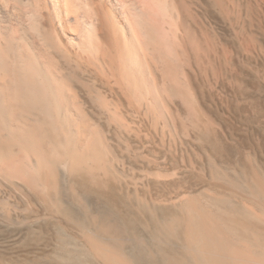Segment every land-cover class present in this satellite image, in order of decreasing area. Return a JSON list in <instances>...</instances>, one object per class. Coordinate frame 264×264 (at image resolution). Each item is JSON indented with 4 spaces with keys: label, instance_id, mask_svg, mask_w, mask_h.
Listing matches in <instances>:
<instances>
[{
    "label": "bare ground",
    "instance_id": "obj_1",
    "mask_svg": "<svg viewBox=\"0 0 264 264\" xmlns=\"http://www.w3.org/2000/svg\"><path fill=\"white\" fill-rule=\"evenodd\" d=\"M197 1L0 0V188L5 182L31 192L76 223L80 236L69 247L79 264H264L257 170L240 186L245 198L187 195L161 217L158 205L120 186L119 157L82 97L108 124L127 128L122 106H130L155 131L175 130L164 116L177 98L191 124L209 131L214 120L200 107L197 79L237 82L238 69ZM204 1L228 22L246 57L264 52V0ZM110 195L124 198L134 217ZM6 200L0 197V216L10 219Z\"/></svg>",
    "mask_w": 264,
    "mask_h": 264
},
{
    "label": "rangeland",
    "instance_id": "obj_2",
    "mask_svg": "<svg viewBox=\"0 0 264 264\" xmlns=\"http://www.w3.org/2000/svg\"><path fill=\"white\" fill-rule=\"evenodd\" d=\"M195 7L204 22L215 30L219 41L230 46L238 69L237 82L229 75L212 85L197 79L200 107L214 120L209 131L191 124L189 107L177 98L171 106L165 107L164 116L167 123L177 125L175 130L173 125L162 129L165 132L160 129L161 133L153 130L149 120L130 106H122L128 126L120 129L108 124L105 114L82 93L85 108L102 125L120 158L116 163L123 172L120 186L127 189V196L138 194L136 198L143 202L158 205L161 217L171 215L186 197H204L210 191L229 198L234 195L233 199L245 198L240 186H244L247 176L251 178L249 172L257 170L254 172L264 177V52L246 57L228 22L207 1L198 0ZM258 35L264 50V24ZM222 175L238 187L228 185L230 181L222 180ZM3 184L0 197L9 200L6 203L10 204L7 206L10 219L0 216V263L79 264L69 247L70 239L80 236L78 225L65 214L41 203L31 192L23 194L11 184ZM121 187L120 194L124 195L120 196L126 198ZM90 193L94 198L95 194ZM114 196L107 197V201L110 199L109 203L113 202L119 211L134 217V208H129L124 198L117 195L115 201ZM60 257L62 259L58 260Z\"/></svg>",
    "mask_w": 264,
    "mask_h": 264
}]
</instances>
